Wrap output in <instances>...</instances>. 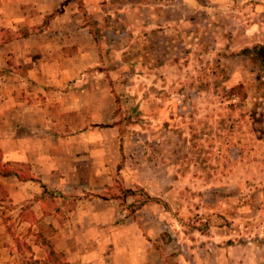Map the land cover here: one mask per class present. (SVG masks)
Returning <instances> with one entry per match:
<instances>
[{
  "label": "crops",
  "instance_id": "crops-1",
  "mask_svg": "<svg viewBox=\"0 0 264 264\" xmlns=\"http://www.w3.org/2000/svg\"><path fill=\"white\" fill-rule=\"evenodd\" d=\"M223 2L0 0V166L13 171L0 176V264H54L50 250L65 264H168L162 214L101 194L115 181L168 191L140 177L144 163L127 166L115 110L158 66L187 68L188 48L215 39ZM233 21L249 37L257 27Z\"/></svg>",
  "mask_w": 264,
  "mask_h": 264
},
{
  "label": "rangeland",
  "instance_id": "rangeland-1",
  "mask_svg": "<svg viewBox=\"0 0 264 264\" xmlns=\"http://www.w3.org/2000/svg\"><path fill=\"white\" fill-rule=\"evenodd\" d=\"M216 13L215 39L188 48L187 68L158 66L115 110L127 166L144 163L140 177L168 191L126 194L115 181L101 194L130 197L128 212L148 204L162 214L168 264H264V0L223 2ZM244 18L257 25L250 37L233 24Z\"/></svg>",
  "mask_w": 264,
  "mask_h": 264
},
{
  "label": "trees",
  "instance_id": "trees-1",
  "mask_svg": "<svg viewBox=\"0 0 264 264\" xmlns=\"http://www.w3.org/2000/svg\"><path fill=\"white\" fill-rule=\"evenodd\" d=\"M21 177H23L24 173L23 171H20ZM13 174V171H11L9 168L0 166V176H7ZM126 194H130V190H124ZM47 257L52 260L54 264H65L61 261L60 257L56 254H54L51 250L47 253Z\"/></svg>",
  "mask_w": 264,
  "mask_h": 264
}]
</instances>
